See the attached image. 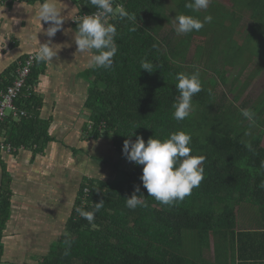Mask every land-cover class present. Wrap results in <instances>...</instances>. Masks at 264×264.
Segmentation results:
<instances>
[{
  "label": "trees",
  "instance_id": "trees-1",
  "mask_svg": "<svg viewBox=\"0 0 264 264\" xmlns=\"http://www.w3.org/2000/svg\"><path fill=\"white\" fill-rule=\"evenodd\" d=\"M14 1L41 2L0 3L11 5ZM72 1L80 14L96 11L94 6L85 5L87 0ZM227 1L237 11H229L215 0L199 12L186 9L185 0H114V9L123 5L130 18H105L117 29L118 51L110 69L90 68L83 73L89 85L82 137L110 140L120 162L112 164L113 178H82L63 232L50 243L37 264H197L210 246L215 260L264 259V88L252 100L240 99L251 80L264 71V0ZM224 7L227 13L222 33L218 18ZM246 10L250 21L243 41L238 42L237 35L242 33L241 12ZM180 14L201 20L211 15L214 25L211 22L199 31L177 34L174 22ZM194 36H204L205 40L195 46L191 57L188 55ZM216 40L223 41L224 48L215 50ZM27 55L12 64L4 75L10 71L16 74ZM142 60L152 62L157 69L151 74L140 69ZM251 61L255 68L243 78ZM201 63L218 81L199 74L196 64ZM226 65L239 69L234 75H227ZM44 67L45 62L33 63L15 99V105L26 116L10 115L2 123L4 141L16 150L24 147L41 151L51 140L47 122L38 118L39 98L34 90ZM181 72L198 73L203 90L192 99L191 115L176 121L172 115L173 104L179 98L175 75ZM13 79L0 74V95ZM217 83L222 85L219 92ZM241 109L252 110L255 123L243 117ZM136 125L140 126L128 137ZM176 131L191 135L192 155L206 157L204 179L189 196L171 205L147 196L140 180L142 166L133 162L123 181H113L121 160L125 159V139L134 141L138 135L146 143L152 136L166 139ZM10 182L4 169L0 177V255L4 249L2 233L10 217ZM137 185L140 192L136 194L141 195L146 206L129 209L126 197L134 193ZM100 200L104 205L95 212L92 222L75 211L77 207L94 211V203ZM66 238L72 241L70 249L64 243Z\"/></svg>",
  "mask_w": 264,
  "mask_h": 264
},
{
  "label": "crops",
  "instance_id": "crops-1",
  "mask_svg": "<svg viewBox=\"0 0 264 264\" xmlns=\"http://www.w3.org/2000/svg\"><path fill=\"white\" fill-rule=\"evenodd\" d=\"M55 2L58 7L64 9L66 19L63 28L65 31H58L53 38V42L59 44L57 47H60L58 59L54 58L53 62H45L44 71L38 76L34 87L39 98L38 118L47 122V131L51 140L46 142L41 151L37 152L22 147L14 151L15 153H8L0 148V177L5 169L11 178L9 187L12 192L10 196V217L2 233L4 249L0 255V264L25 262L24 256L20 255L22 245H19L10 237L16 235L13 229L23 233L24 230L32 229L34 225L32 221L30 225L20 223L26 218L19 217L22 213L30 214L32 219L33 213L37 211L38 206L35 202L37 201L35 198L37 194L33 193L36 190L33 186L39 184L50 188L48 189L50 193L47 195L54 193L52 188L59 189L60 192L56 197L61 198L63 188H66L67 183L75 179V176L70 177L71 170L69 172V166H66L69 164L68 160L73 162L76 169L75 161L83 162L85 161L84 157L90 155L87 141L91 139L85 140L82 137V127L88 114L84 102L89 85V81L83 73L85 70L90 69L85 67L90 53L76 51L73 40L77 29L70 19L78 13L79 8L77 5L72 0H55ZM38 7L39 3L27 4L22 1H14L11 5L5 2L0 3V74L4 78H13L15 71L7 72V75H4L5 71H8L15 62L19 63L28 53L37 51L40 43H44L48 39L43 31H40L41 25L42 29H46L49 25L43 22L40 25L36 15ZM102 139L104 138L101 137L97 140ZM66 152H69L70 156L65 155ZM90 157L92 158L94 155H90ZM37 163L42 164V167ZM55 171H61V173L55 174ZM85 176L83 175L80 178L78 186ZM32 183L33 186L29 187ZM19 185H22L29 192L17 191L16 188ZM21 189L23 190V188ZM23 194L26 196H23ZM75 195L73 198H75ZM48 199H46L48 201H44V204L53 201L50 197ZM15 213L22 221L17 220V222L11 224ZM12 226L15 227L12 228ZM6 233L11 236H7ZM30 235L33 234L30 233ZM4 239H7L8 242ZM202 254L200 256L204 258H199L197 264H264V259L258 258H248L241 261L237 259L235 261L215 260L212 246L205 249ZM19 256L22 257V260L19 259ZM31 262L33 260H30ZM34 262L37 264V261Z\"/></svg>",
  "mask_w": 264,
  "mask_h": 264
},
{
  "label": "clouds",
  "instance_id": "clouds-1",
  "mask_svg": "<svg viewBox=\"0 0 264 264\" xmlns=\"http://www.w3.org/2000/svg\"><path fill=\"white\" fill-rule=\"evenodd\" d=\"M211 0H185L184 7L199 12L209 7ZM94 6L96 11L92 14H86L79 18H71L76 24V34L74 43L76 51L81 53H90L86 68L110 69L113 65V57L116 55L118 48L116 37L118 35L116 27L106 22L105 17L116 15L119 19H129L130 14L120 5L114 9V0H87L85 5ZM63 8L58 7L55 0H41L36 11L37 18L40 22L48 24L46 29H42L44 35L48 38L46 42L40 43L32 60L37 64L44 62H53L54 58L58 59L60 47L53 42L58 31L64 32L63 24L66 16ZM213 20L211 15H205L203 19L191 15L180 14L175 17V32L177 34H188L193 31L201 30L205 24H210ZM140 69L151 74L157 69V66L148 60H142ZM175 88L179 92V98L173 104V118L176 121H182L188 118L193 112V97L200 93L202 83L198 73H177L175 75ZM241 114L250 123H255L256 114L250 109H241ZM140 125L133 127L132 132L127 135L131 137L133 130ZM191 135L184 131H176L169 134L166 139L150 137L147 142L136 136L133 141L125 139L122 145V155L126 160L142 166L140 180L147 196L153 197L156 201L171 205L175 201H181L189 196L192 189L198 187L204 179V162L206 157L192 155L190 147ZM251 150V145H247ZM264 187V184H261ZM140 186H135V191L130 197H126V207L135 209L138 206H146L141 199ZM104 205L100 200L94 203V211H85L77 207V214L89 222L94 220L95 212H98ZM64 243L71 247L72 241L68 238ZM68 249L65 254H68Z\"/></svg>",
  "mask_w": 264,
  "mask_h": 264
},
{
  "label": "rangeland",
  "instance_id": "rangeland-1",
  "mask_svg": "<svg viewBox=\"0 0 264 264\" xmlns=\"http://www.w3.org/2000/svg\"><path fill=\"white\" fill-rule=\"evenodd\" d=\"M217 3L224 5L229 9V11H237L235 6H232L227 0H215ZM222 8L220 9V14L219 18L222 25V33L225 31V17L227 10ZM242 17L241 21L239 22V29L241 30L242 33L237 35V41L242 42L243 41V36L246 33V30L248 28V24L250 21L249 18V10L242 11L241 12ZM72 18V17H71ZM71 21V19H70ZM72 23V22H71ZM74 24V23H73ZM174 25L176 26V23L174 22ZM211 25H214L213 22ZM210 26V24H209ZM224 30V31H223ZM205 40L204 36H194L193 37V42L190 48V52L188 56H193V53L195 52V46L197 44H202ZM217 45L215 47V50L218 51L220 48H224L223 41H217ZM242 52L239 54L241 56ZM204 55V54H203ZM205 56V55H204ZM204 57H202L201 60H203ZM205 60V59H204ZM203 60V61H204ZM198 66L199 74L202 77H209L211 80H217L216 75L211 72L209 73L208 67L206 68L203 63L201 64H196ZM227 70V75L231 74L234 75L237 73L239 67H230V66H225L224 67ZM255 68V62L251 61L249 65L245 68L244 70V75L243 78H245V75L250 73L253 69ZM206 69V70H204ZM218 84V85H217ZM216 90L219 92L221 90L220 83H217ZM264 88V71L262 74L255 76L252 80L251 83L249 84L248 89L243 93L240 99L247 98L249 97L251 100L254 99L258 93ZM229 97L231 98L232 95L230 94ZM90 141V142H89ZM87 147L89 146L90 150L89 153L90 155H94V157H90V155H87V157H84L83 162H78L75 161L74 164H76V169L74 168L73 162L71 160L69 161V164L66 166H69V172H70V177L73 178L75 176L74 181H70L67 183L66 188H63V192L61 195V198L56 197L60 191L59 189L52 188L54 190V193L51 195L49 194L50 188H47L46 186L42 185H37L33 186V183L29 185V187H32L36 190L33 191V193L37 194L35 197L37 201L36 210L35 213H33V218H30V214H23L20 215L19 217L21 218H26L25 220L22 221V219H19L16 213L13 216L11 224H14L17 222V220L22 221L20 223L22 224H28L30 225L31 221L34 223L32 229L30 230H24L23 233H20L19 231H13L15 232V236L10 237L12 240H15L16 243L19 245H22V252H20L22 256H24L25 262L19 261L16 264H36L34 261H38L42 255H44L48 248L50 243L58 238V236L63 232L64 226H65V221L70 213L72 203H73V196L75 195L77 188H78V183L80 178L83 175H86L88 177H95V178H113L114 174V168L112 164L114 161H118L119 158H117L114 146L112 145L110 140L102 139V140H97V141H91L89 140ZM263 145H264V138H263ZM65 155L70 156L69 152H66ZM39 164L40 167H42V164ZM35 164V166H37ZM119 164V163H117ZM118 167V165H117ZM132 167V162L123 159L121 160L120 164V169L117 171L116 176L114 177L113 181H123L126 177V172H128ZM55 168V167H53ZM56 173H61V171H55ZM52 187V186H50ZM20 188V189H18ZM23 188V190L21 189ZM17 191H25L29 192V190H25V188L22 185H19V187L16 188ZM75 189V190H74ZM23 196H26L23 194ZM53 199V201L48 202L47 204H44V201H48V198ZM48 199V200H46ZM35 203V204H36ZM19 215V214H18ZM237 217L240 219V213H237ZM17 227L19 225H16ZM11 227V225H9ZM15 226H12L14 228ZM20 233V234H19ZM32 233L33 235H30ZM7 234V233H6ZM7 236H11L10 234ZM6 242H8L7 239H4ZM189 246H184V248H188ZM192 247V246H191ZM36 255V256H35ZM22 257L19 256V259ZM30 260H33V262L30 263Z\"/></svg>",
  "mask_w": 264,
  "mask_h": 264
},
{
  "label": "built area",
  "instance_id": "built-area-1",
  "mask_svg": "<svg viewBox=\"0 0 264 264\" xmlns=\"http://www.w3.org/2000/svg\"><path fill=\"white\" fill-rule=\"evenodd\" d=\"M88 14H92V13H88ZM83 15L86 14L76 13L72 16V18H79L80 16ZM71 22L75 23L72 19ZM35 52L29 53L27 57L23 60V62L20 63L19 67L16 70V74L14 76V79L12 80L11 85L8 86L6 91L1 93L0 95V148L8 153L14 152L16 148H14L13 146H11V144L4 141L1 132V126L2 123L10 115L15 118H18L19 116H26V112L23 109L17 108V106L15 105V99L18 97L22 88L25 85L26 77L30 73V68L34 63V61L32 60V56Z\"/></svg>",
  "mask_w": 264,
  "mask_h": 264
}]
</instances>
